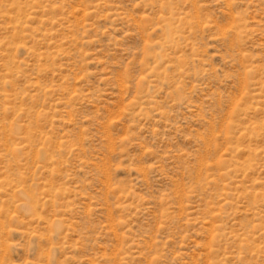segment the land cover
Masks as SVG:
<instances>
[{
	"label": "rangeland",
	"instance_id": "obj_1",
	"mask_svg": "<svg viewBox=\"0 0 264 264\" xmlns=\"http://www.w3.org/2000/svg\"><path fill=\"white\" fill-rule=\"evenodd\" d=\"M0 264H264V0H0Z\"/></svg>",
	"mask_w": 264,
	"mask_h": 264
}]
</instances>
